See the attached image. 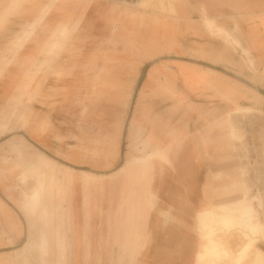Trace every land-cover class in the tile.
<instances>
[{
  "label": "crops",
  "instance_id": "crops-1",
  "mask_svg": "<svg viewBox=\"0 0 264 264\" xmlns=\"http://www.w3.org/2000/svg\"><path fill=\"white\" fill-rule=\"evenodd\" d=\"M174 1L0 0V73L6 70L10 72V77H15L11 88H7L10 83L4 81V75L0 77V89H3L0 90V102L18 92L29 97L30 89L18 90L17 85L28 87L36 80L32 79V74L41 59L40 54L57 43L52 44L51 33L47 34L48 31L38 27L42 22L50 24V31L57 24L59 31L68 30L71 26L78 29L80 26L77 37L84 35V38H97L101 42L111 38H128L127 43L131 44L142 36L141 46H129L131 56L135 57L129 63L130 70L122 78L115 79L120 88H124L121 98L126 103H129L141 62L178 47L179 38L186 33L202 40L194 52L214 63L223 61L227 66L244 70L247 69L246 62L254 59L252 52L264 58V11H249L247 14L251 20L244 31L249 38V47L239 55L237 43L230 38L228 29L222 23L234 21L236 16L241 15L228 8H237L243 3L220 0L215 4L212 0H196L195 6L199 7L197 20L189 12L185 14L177 8ZM184 1L189 5L187 0ZM224 4L227 8H220ZM259 5L264 6V2ZM70 11L79 13L71 26L68 24ZM207 19L223 34L211 33ZM95 31L97 34L94 35ZM243 52L248 54L249 59ZM90 53L88 57H91ZM11 54H17L19 65L14 68L2 66V59ZM80 56L78 52L74 59L65 61L73 63L71 68H74V62H79ZM65 69L57 70L53 81L46 73L40 78L41 83L36 80L32 87L40 84L47 93L54 91L56 96L63 95L64 89L71 83L62 78ZM209 70L214 72L213 75L205 77L183 67L165 73L156 69L160 78L155 77L152 71L147 74L148 80L155 81V88L149 95L160 98L162 102L170 101L171 105L154 115L136 107L137 118L130 121L128 127L130 142L127 146L130 152L127 157L123 155V160H119L114 167L111 165L113 162L117 164L116 157L113 162L104 155L103 160H92L75 148L92 149L90 141L104 134L102 120L106 119V112L98 110L95 112L98 116H92L88 112L71 110L69 105L66 109L57 107L49 110L39 108L36 98L29 100L30 107L27 108L32 110L33 122L26 130H17L25 142L18 146V151L25 158V165H22L43 166L48 169L46 177L64 178L70 183L71 197L67 200L71 207L69 226L66 230L62 224L57 227L58 239L52 244L59 245L66 250V254H52L49 258H101L102 264L197 263V254L202 248L197 218L205 211L210 198L208 189L213 171L211 161H207L208 148L201 136L217 119L229 112L244 109L260 113L257 106L264 104L261 95L254 91H238L232 86L222 89L219 84L227 81L218 75V71ZM72 71L69 70L70 76ZM102 72L93 82L96 87L112 84L108 82L114 80L105 74L107 72ZM263 73H254L250 78L260 81ZM72 76V83L79 81L78 76ZM199 81L206 88L218 92L220 99H215V107L220 109V113L193 103L181 104V100L189 99L194 93L199 97ZM246 93L252 101L251 107L239 103V94ZM91 95L95 102L101 100L92 92ZM71 99L70 95L66 103ZM58 102H61L60 98ZM125 108L108 112L115 116L110 125L116 143L123 137ZM81 119L90 121L85 123ZM43 123L47 124L46 128ZM27 144L33 148V153ZM58 151L60 156L54 154ZM22 238L23 246L13 251L17 252L16 255L26 245L27 229Z\"/></svg>",
  "mask_w": 264,
  "mask_h": 264
},
{
  "label": "rangeland",
  "instance_id": "rangeland-1",
  "mask_svg": "<svg viewBox=\"0 0 264 264\" xmlns=\"http://www.w3.org/2000/svg\"><path fill=\"white\" fill-rule=\"evenodd\" d=\"M118 1L137 2V0ZM195 1L187 0L189 5L185 4L184 0H175L174 2L177 8L185 11V14L189 12L193 19L198 20L199 11L197 9L199 7L195 6ZM219 1L212 0V3L218 4ZM233 2L244 4L237 8H228L234 13H241V15L236 16L234 21L229 20L222 24L228 29L230 38H233L237 43V51L240 55L243 49L249 47V38L244 31L247 23L251 20V16L249 17L247 14L249 11L252 13L264 11V6L259 5L264 1L233 0ZM143 7L146 8V6ZM220 8L226 9L227 5H221ZM68 15L71 21L68 24L71 26L72 20H77L79 13L70 11ZM49 25L42 22L38 24V27H42V31H48L47 34L51 33L52 44L57 43L40 54L41 59L32 74V79L35 78L37 83L40 80L41 83L40 78L48 73V77L53 81L57 76L56 71L66 68L64 76L61 77L69 80L71 82L69 85L72 84V86H66L63 95L56 96L54 94L56 92L48 91L47 93L46 88L40 84L32 87L33 82L36 81L34 80L29 83L28 87L17 85L18 90L27 89L28 91L30 89L31 92L27 94L29 97L18 92V94L11 95L5 102H0V264H20V262L21 264H74V262L75 264H102L101 258H75L74 260V258L48 257L52 254L57 256L59 253L66 254V250L57 244L55 246L52 244L58 239L57 227L59 228L62 224L66 230L69 226L71 207L67 200L71 197V191H69L70 183L64 178L57 180L52 176L46 177L47 168L40 165L23 166L25 158L22 157V152L18 151V146L24 140L17 130H26L33 122L32 110L27 108L30 107L28 106L29 100L36 98L35 102L39 108H48L49 110L57 107L66 109L69 105L71 110L88 112L87 114L92 116H98V113H95L98 110L106 112V119L102 120L104 134L99 139L90 141L92 149L75 148H79L78 150H81L85 156L92 160H103L105 158L103 155L107 156L106 159L110 161L116 157L117 164L112 161L115 165H111L114 167L118 165L119 160H123V155L127 157L130 152L127 146L130 142L128 127L130 121L137 118L136 107L151 111L150 115H154L171 105L170 101L162 102L160 98L149 95L155 88V81L153 83L147 79V74L150 71L154 73L155 77L160 78L156 69L165 73L167 70L177 71L183 67L205 77L213 75L214 72L209 70L212 69L218 71V75L228 82V85L227 82L218 83L222 89L232 86L238 91L239 89L254 91L264 100V73L260 81L256 82L250 78L254 73L264 71V58L261 59L252 52L254 59L251 62H246L247 69L244 70L227 66L223 61L214 63L206 57H199L194 52L198 50V46H200L198 42H202V40L186 33L179 38L178 47L141 62L129 103H126L121 98L124 88H120L121 85L116 83L115 79L122 78L128 73L129 63L135 59L131 56L129 46H141L143 37L139 36L138 41L134 40L131 44L127 43L128 38H111L107 42H101L97 38H84V35L77 37L76 34L80 26L78 29L71 26L69 29L67 27L68 30L59 31L58 28L56 29L57 24L50 31ZM207 26L211 33L223 34V31H217L214 24L211 27L207 23ZM96 31L93 32L94 35L97 34ZM78 52L81 53L78 58L80 61L74 62L75 67L71 68L73 63L65 60H71ZM89 53L92 54L91 57H88ZM243 53L246 59H249L248 54ZM16 56L17 54H11L4 57L2 66L10 68L18 66ZM82 57H84L83 60ZM68 69H73L72 75L78 76L79 81L72 83L73 76H70ZM102 71L107 72L105 74L113 77L114 80L108 82L112 84L96 87L97 85H94L93 82L98 80L97 76L100 73L103 74ZM9 73L6 70L0 73V77L4 75L3 78H6L4 81L10 83L7 88H11V82L15 78L10 77ZM198 86L201 88L199 97L194 93L189 99L181 100V104L186 106L188 103H193L192 105L205 106L208 110L213 109L215 113H220V109L215 107V99H220L217 97L218 92L201 85L200 81ZM7 88L5 86V89ZM91 92L101 100L95 102ZM31 93L34 95L31 96ZM123 94L125 93L123 92ZM70 95L72 96L71 102L66 103V99L70 98ZM59 98L61 102H58ZM238 100L241 106L251 107L253 105L247 93L239 94ZM208 101L213 102L208 103ZM123 107H126L123 116V137L117 139L116 143L112 136L113 127L110 125L115 116L108 112L122 110ZM257 109L261 112L244 109L231 111L229 113L232 114L228 113L225 117L217 119L210 130L201 136L205 147L208 148L207 161H211L213 170L211 186L208 189L210 198H208L205 208L210 211L208 222L212 227L210 228L212 229L211 234L208 236L206 233L209 230L205 233V230L198 225L202 238L201 251L203 245L209 240L213 242V245L210 255L207 258H201L202 264H264V257L262 258L264 256V225L259 228L252 227L253 229L244 226L243 216L236 203L239 195L243 194L245 203L251 209L259 210L257 214L259 212L258 219H260L258 220L254 215L253 223H258L261 220L264 222V104L257 106ZM80 121L87 123L90 119L89 121L85 119ZM42 125H45V128L47 126L45 123ZM76 142L81 143V141ZM117 144L119 150L116 148ZM28 147L33 153V148L29 145ZM49 152L50 156L54 157L51 151ZM54 154L60 156V151L54 152ZM48 174L50 175V171ZM249 198H252L253 202ZM211 211L214 213L213 218ZM222 217H226V219L221 222L219 219ZM26 229L28 233L26 245L16 255L17 252L13 251L23 246L22 236ZM65 230L64 232L67 233ZM196 235L198 237L197 232ZM245 242H247L246 248L240 250ZM1 253L3 254L1 255ZM37 256L39 258H36Z\"/></svg>",
  "mask_w": 264,
  "mask_h": 264
},
{
  "label": "bare ground",
  "instance_id": "bare-ground-1",
  "mask_svg": "<svg viewBox=\"0 0 264 264\" xmlns=\"http://www.w3.org/2000/svg\"><path fill=\"white\" fill-rule=\"evenodd\" d=\"M112 1H114V0H112ZM206 21V20H205ZM207 21H208V19H207ZM211 27H212V23H210L209 21L207 22ZM210 30V29H209ZM217 31H221V29L219 30V29H217ZM215 32V31H214ZM217 37V36H216ZM230 114H232V113H229V115ZM217 176V175H216ZM243 195V194H242ZM242 195H239V197L237 198V206H238V210H239V212H240V214L243 216V220H244V223H245V225L244 226H249L251 229H253L252 227H255V226H257L258 228L260 227V226H262V225H264V222L261 220L260 222L258 221V223H253V217H254V215L255 216H257V219H258V214H259V212H258V214H257V211H259V210H257V208L254 210V209H251V207H249L246 203H245V200L243 199L244 197L242 196ZM250 199V198H249ZM250 200H252V198L250 199ZM252 202H253V200H252ZM251 203V202H250ZM224 211V210H223ZM228 211V210H227ZM209 212L210 211H208V210H205L204 212H202V213H200L199 214V216H198V224H199V227L200 228H202L203 230H205V233L209 230V232L208 233H206V234H208V236H209V234H211V232H212V229H210V228H212V227H210V222H208V215H209ZM211 213H212V211H211ZM213 214L214 213H212V218H213ZM261 214V213H260ZM226 219V217H222L221 219H219V221H224ZM260 219V218H259ZM258 219V220H259ZM215 220V219H214ZM241 220V219H240ZM242 220V221H243ZM243 223V222H242ZM243 223V224H244ZM218 226V225H217ZM206 234H205V237H206ZM211 237V236H210ZM246 243L247 242H245L243 245H242V247H241V249L240 250H242V249H244V248H246ZM212 245H213V242L212 241H208L206 244H204L203 245V250L202 251H200L198 254H197V263L196 264H202V260H201V258H207V256H209L210 254V251H211V249H212ZM202 246V245H201ZM257 253L259 254V252L257 251ZM261 253V252H260ZM264 253V252H263ZM263 253H261V254H263ZM264 255V254H263ZM260 256V255H259ZM261 257V256H260ZM264 256H262V258H263ZM198 258H200V259H198ZM261 259V258H260ZM213 264H216V263H213Z\"/></svg>",
  "mask_w": 264,
  "mask_h": 264
},
{
  "label": "built area",
  "instance_id": "built-area-1",
  "mask_svg": "<svg viewBox=\"0 0 264 264\" xmlns=\"http://www.w3.org/2000/svg\"><path fill=\"white\" fill-rule=\"evenodd\" d=\"M116 1H118V0H116Z\"/></svg>",
  "mask_w": 264,
  "mask_h": 264
}]
</instances>
